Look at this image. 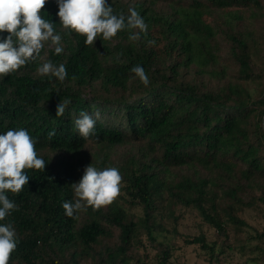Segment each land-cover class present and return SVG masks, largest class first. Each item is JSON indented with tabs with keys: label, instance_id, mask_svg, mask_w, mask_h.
I'll return each mask as SVG.
<instances>
[{
	"label": "trees",
	"instance_id": "1",
	"mask_svg": "<svg viewBox=\"0 0 264 264\" xmlns=\"http://www.w3.org/2000/svg\"><path fill=\"white\" fill-rule=\"evenodd\" d=\"M157 1L166 8L155 9L156 0L148 5L107 1L115 15L127 16L134 8L147 32L132 41L130 32L139 30L125 28L112 40L97 37L94 45H85L86 37L62 28L56 0H48L41 16L53 23L64 49L59 55L49 50L48 59L64 64L65 80L32 74L44 63L45 47L37 59L0 78V134L26 129L46 163L45 170L25 169L29 182L20 193L6 192L17 205L0 221L16 231L9 264H81L89 259V264H138L132 248L143 247V234L157 238L167 201L170 208L181 204L196 210L215 230L214 240L203 230L185 238L214 259L232 246L231 230L239 233L249 226L244 212L264 207V90L254 98L246 86L264 78V30L258 34L256 25L243 23L247 13L264 19V0ZM224 61L237 67L236 80L217 88L205 89L183 73L200 63L226 78ZM136 65L144 68L148 86L131 72ZM97 82L118 95L85 92ZM60 101L70 103L63 116H56ZM81 111L100 113L87 140L74 125ZM133 142L160 152L125 173L129 199L143 214L134 220L125 206L113 202L107 210L89 207L74 218L66 216L62 205L74 200L71 184L77 183L78 168L71 159L49 153L76 154L88 144L111 148ZM173 167L195 171L172 179L166 172ZM115 227L118 238L107 244ZM255 238L264 253V229ZM166 259L162 264H168Z\"/></svg>",
	"mask_w": 264,
	"mask_h": 264
},
{
	"label": "clouds",
	"instance_id": "2",
	"mask_svg": "<svg viewBox=\"0 0 264 264\" xmlns=\"http://www.w3.org/2000/svg\"><path fill=\"white\" fill-rule=\"evenodd\" d=\"M48 0H0V78L17 72L28 62L40 56L46 42L54 47L55 54L64 49L62 37L54 34L53 23L42 18L41 12ZM57 16L62 28L86 37L85 45H94L97 37L112 40L118 32L127 29H138L129 34V40L140 39V32H147L148 26L134 8H129V15L113 14V7L107 0H56ZM7 33L6 36L2 35ZM154 45L155 41H149ZM135 78L144 86L150 83L142 66L131 68ZM41 76L51 75L63 82L67 76L64 64L54 65L44 62L37 68ZM70 101L57 105L56 116H63ZM100 113L94 116L81 111L74 125L78 134L85 140L94 133ZM55 130L48 133V139L55 136ZM36 141L29 132L20 128L9 129L0 134V221L17 208L6 192L18 194L28 184L29 177L25 169L45 170V160L38 157ZM122 175L118 168L99 169L88 165L77 183L71 184L74 192L73 201H65L62 205L66 216L74 218V214L93 211L111 205L120 195ZM17 246L16 231L11 223L0 224V264H9L11 254Z\"/></svg>",
	"mask_w": 264,
	"mask_h": 264
},
{
	"label": "rangeland",
	"instance_id": "3",
	"mask_svg": "<svg viewBox=\"0 0 264 264\" xmlns=\"http://www.w3.org/2000/svg\"><path fill=\"white\" fill-rule=\"evenodd\" d=\"M111 1V0H107ZM128 5H134L135 3L150 4L152 0H118ZM155 9L164 10L166 5L157 1L154 5ZM245 27L250 25L257 26L258 34H262L264 30V19L253 18L246 14V19L243 22ZM46 53L43 56V62L49 61V50L54 47L50 45V42H46ZM223 67L226 68V78L221 76H214L210 70H205V67L199 63L189 69H184L183 73L186 79L196 80L205 89L217 88L225 83L227 80H236L237 67L233 65L232 61H224ZM33 75L39 76L36 71H32ZM203 82V83H201ZM246 86L251 91L254 98L263 96L264 90V78L262 82H248ZM86 93L92 94L94 92H100L104 95L116 96L119 91L112 90L106 91L101 87L100 82L88 87L85 90ZM264 124V123H263ZM141 142L127 143L117 147H100L95 144H88L81 152L76 154L61 153H49L52 157H66L75 162L78 168L77 182L84 174L85 168L92 164L93 166L103 169L107 167H116L119 169L122 175V183L120 186V195L114 201L116 203L125 206L130 217L137 220L142 214L143 210L140 205H134L129 199L127 194L128 180L125 177L126 172H130L132 168L139 162H151V159L155 156H159L160 152L151 153L147 150L146 146ZM195 171L194 168L188 167H173L171 171L166 172V176L169 178L180 177L184 174H191ZM202 173H206L202 169ZM169 202H165L159 214V222L161 223V231L156 232V239L149 238L146 234L141 236L142 246L135 245L132 248V255L135 260H138V264H141L144 260L148 264H162L164 257L168 255V264H264V253L259 250V243L255 235L258 231L264 229V207L257 209H247L244 212V216L249 222V226L245 227L242 232L230 231L231 239L229 244L232 246H226L224 252H219L214 259H210L207 251L204 250L199 244H190L186 242V237L189 235H195L202 230L208 234L209 240L218 238L215 230L205 224L201 216L196 210L186 209L181 204L175 205L172 208L167 205ZM107 210V207H104ZM114 238L106 239L107 244L113 243L117 240L119 234V228H114ZM214 260V261H213ZM91 259L82 260L81 264H89Z\"/></svg>",
	"mask_w": 264,
	"mask_h": 264
}]
</instances>
